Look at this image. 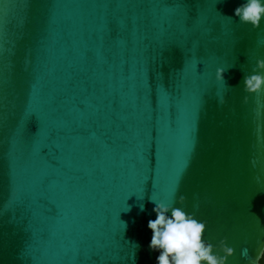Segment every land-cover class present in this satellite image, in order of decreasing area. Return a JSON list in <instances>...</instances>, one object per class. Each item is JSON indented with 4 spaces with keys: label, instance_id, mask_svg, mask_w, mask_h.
<instances>
[{
    "label": "water",
    "instance_id": "water-1",
    "mask_svg": "<svg viewBox=\"0 0 264 264\" xmlns=\"http://www.w3.org/2000/svg\"><path fill=\"white\" fill-rule=\"evenodd\" d=\"M244 2L0 0V264H156L150 197L258 264L264 91L243 80L264 19Z\"/></svg>",
    "mask_w": 264,
    "mask_h": 264
},
{
    "label": "clouds",
    "instance_id": "clouds-1",
    "mask_svg": "<svg viewBox=\"0 0 264 264\" xmlns=\"http://www.w3.org/2000/svg\"><path fill=\"white\" fill-rule=\"evenodd\" d=\"M235 16L239 22L250 24L253 28H259L264 19V0H245L235 9ZM226 69L216 70V79L224 81ZM244 91L248 94H257L264 91V59L256 61L253 74L246 75L243 80ZM248 97L244 100L247 102ZM220 103H224L221 99ZM155 204L153 211L156 214L154 220L148 221V228L152 232L149 248L158 252L156 264H227L229 257L234 255V249L227 246L226 238L219 242L220 251H214L211 242L204 239L207 221H200L195 214L187 213L182 207L174 204L157 202L150 197ZM186 197L180 195L178 202L184 204ZM141 211L144 206L140 205ZM223 253V255H221ZM258 253L264 254V244H261ZM242 256H248L245 248ZM249 264H255L249 259Z\"/></svg>",
    "mask_w": 264,
    "mask_h": 264
},
{
    "label": "trees",
    "instance_id": "trees-1",
    "mask_svg": "<svg viewBox=\"0 0 264 264\" xmlns=\"http://www.w3.org/2000/svg\"><path fill=\"white\" fill-rule=\"evenodd\" d=\"M258 264H264V254L261 255Z\"/></svg>",
    "mask_w": 264,
    "mask_h": 264
}]
</instances>
